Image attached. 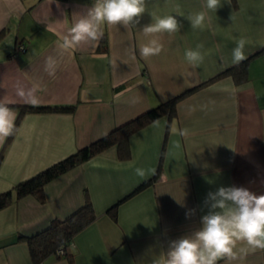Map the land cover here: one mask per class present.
Here are the masks:
<instances>
[{
	"label": "crops",
	"instance_id": "crops-1",
	"mask_svg": "<svg viewBox=\"0 0 264 264\" xmlns=\"http://www.w3.org/2000/svg\"><path fill=\"white\" fill-rule=\"evenodd\" d=\"M93 4L0 0V101L16 120L20 105L75 104L72 112L25 111L15 121L0 144V192L235 65L231 52L241 38L248 79L236 84L225 75L196 88L177 101L174 116L129 136V158L111 146L48 181L43 202L28 194L1 208L0 264H34L27 237L69 216L85 195L95 218L73 236L72 262L51 254L38 264H151L171 241L201 227L210 191L236 186L264 194V0H222L204 30L177 16L183 28L171 35L143 33L154 22L150 13L186 15L202 10L203 0H148L136 27L102 25L98 43L63 47ZM153 40L163 48L145 59L140 47ZM197 45L205 62L193 69L184 53ZM231 264H264V249L240 243Z\"/></svg>",
	"mask_w": 264,
	"mask_h": 264
},
{
	"label": "clouds",
	"instance_id": "clouds-1",
	"mask_svg": "<svg viewBox=\"0 0 264 264\" xmlns=\"http://www.w3.org/2000/svg\"><path fill=\"white\" fill-rule=\"evenodd\" d=\"M224 3L231 4V0H224ZM222 6V0H203L202 10L186 15L182 12L163 16L150 13L154 22L145 25L142 31L145 34L177 33L183 28L177 16L186 19L193 30H204L210 26L208 13H216ZM146 12L148 0H94L93 6L71 27L63 47L98 43L104 36L102 25L124 29L136 27ZM245 46L244 38L235 42L231 52L232 64H239L247 58ZM162 48V44L153 40L140 47V55L147 59L158 55ZM202 48L203 45H197L196 49L184 53L185 61L193 69L200 68L205 62ZM19 94L23 95V91ZM15 121L16 113L8 103L0 101V144L13 134ZM180 134L187 135V129L181 130ZM136 173L145 174L139 168ZM204 203L208 211L201 217V227L190 235L171 241L168 251L154 258L151 264H218L221 260L231 264L237 258L240 243L251 251L264 249V194L257 195L244 187L221 186L210 191Z\"/></svg>",
	"mask_w": 264,
	"mask_h": 264
},
{
	"label": "trees",
	"instance_id": "trees-1",
	"mask_svg": "<svg viewBox=\"0 0 264 264\" xmlns=\"http://www.w3.org/2000/svg\"><path fill=\"white\" fill-rule=\"evenodd\" d=\"M230 75L236 84H241L248 79L247 60L239 64L232 65L226 70L216 74L209 80L192 87L173 98L162 101L156 106L150 107L132 119L114 127L109 132L93 140L92 142L77 148L75 151L54 161L48 166L40 169L29 177L18 181L11 188L0 192V209L9 205L13 201L31 194L40 202L44 201V185L53 178L67 172L90 157L103 152L111 146H116L119 159H127L130 156L129 136L152 121L162 117H172L175 114V106L179 99L189 94L196 88L210 83L211 81ZM75 104H54V105H20L19 115L25 111L30 112H72ZM15 122V124H16ZM2 151L0 152V160ZM148 182L139 185L135 190H139ZM134 190V191H135ZM110 210V209H109ZM95 218L92 204L87 195L83 204L64 219L54 218L50 224L36 234L27 237V243L34 264L42 262L47 256L53 254L57 257H67L72 262V254L67 248L71 246L75 234L91 223ZM63 252L59 253L58 250Z\"/></svg>",
	"mask_w": 264,
	"mask_h": 264
},
{
	"label": "built area",
	"instance_id": "built-area-1",
	"mask_svg": "<svg viewBox=\"0 0 264 264\" xmlns=\"http://www.w3.org/2000/svg\"><path fill=\"white\" fill-rule=\"evenodd\" d=\"M20 48H22V46H20L19 49H20ZM58 252H59V253H62L63 250L60 248V249L58 250Z\"/></svg>",
	"mask_w": 264,
	"mask_h": 264
}]
</instances>
